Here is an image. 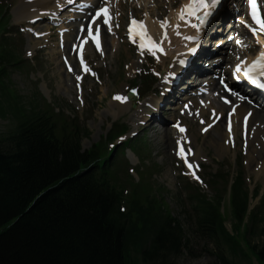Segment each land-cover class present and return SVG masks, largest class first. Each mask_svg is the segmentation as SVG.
Segmentation results:
<instances>
[{"label":"trees","instance_id":"16d2710c","mask_svg":"<svg viewBox=\"0 0 264 264\" xmlns=\"http://www.w3.org/2000/svg\"><path fill=\"white\" fill-rule=\"evenodd\" d=\"M19 66L11 40L0 38V115L15 120L13 130L0 135V264H176L191 252L161 190L142 176L125 195L107 141L84 151L88 131L77 120L36 96L22 104L8 86L9 72ZM213 184L216 199L189 196V223L195 237L214 245L216 264H236L228 253L247 258L238 240L249 197L237 178L232 233L221 212V178L214 176ZM255 220L252 214L249 221ZM257 253L264 259V250Z\"/></svg>","mask_w":264,"mask_h":264},{"label":"rangeland","instance_id":"374dc122","mask_svg":"<svg viewBox=\"0 0 264 264\" xmlns=\"http://www.w3.org/2000/svg\"><path fill=\"white\" fill-rule=\"evenodd\" d=\"M150 1L125 0V3L122 5L121 20L119 22L121 29L118 30L117 36H111L113 41H110V44H114L115 49H119L113 51L112 49H106L107 56H104L105 54L103 55L100 50L88 51L87 55L92 64L94 75L89 74L85 79L83 95L79 96L75 89V77L65 74V69L60 65L58 54L56 53L60 42L58 30L62 29L64 25L39 24L38 26L42 28H45L46 25L51 26L53 30L49 32L48 41L47 39L45 41L44 38L37 40L33 38L32 31L28 32L26 27H24L27 24V20H21L23 13L21 14L19 8H23L24 3L26 4L25 0H0V3L5 6L3 11L6 17L3 19V23L8 24L4 37L13 39V48L20 55L21 60V67L10 72V87L22 98L24 104H27L34 94H40L48 103L54 105L56 109H63L65 114L77 116L82 125L89 131V135L82 140L84 150H88L108 138L116 124L124 126L127 129V137H131V133L133 132L132 136H136L137 133L140 135L138 138H142L141 142H143V146L145 145V149L137 151L133 148L134 154L128 147H120L116 151L118 155H116L115 161L122 164V177L125 179L126 176L129 177L132 174L131 178L134 182L139 181L144 168L147 170L152 169L151 176L148 174L150 182L162 187L165 203L168 205L173 216L181 222L183 228L189 234V238H191V252L186 251L176 264H216L217 262L213 255L212 245L205 244V241L193 238V235L191 236L190 225L186 216V212L190 211V207L185 202L189 193L194 191L193 188H198L197 184L203 185L205 189L200 193L208 194L210 197L215 196L213 191L207 189L203 180H205L206 184V182H210L212 175L220 172L222 174H231L234 178L241 171L244 175L243 178L247 192L254 193V195L257 194L256 199L251 203L250 211L258 213V217L254 223L247 224L246 221L245 224L252 231L248 235L250 243L252 246H256L258 251H262L264 250V177H259V172L253 170L254 163L251 162V159L249 160L247 137L246 146L248 153L245 151L240 136L231 143V146L230 144L226 146L228 142H225L222 147L220 132H223L222 126L224 123L221 125V128L214 127L208 133L200 134V126L197 121L194 122V120L187 117L186 121L190 125L188 135L194 139V144L189 139L192 150L194 147L199 149L197 150L196 157L200 158L202 156L204 160L202 163L204 169L201 167V173L197 174L200 179V176H202V182L197 177L190 176L187 171H185L186 173L184 172L182 165L178 162L175 136L170 131L167 134L165 132L167 129H163L164 126L158 123L156 127H151L144 134L140 133L145 128L140 127L137 129L143 109L146 111V114L151 112L149 109L145 110L143 102L153 99L156 94L145 92L141 82L136 83V81L140 78L141 71L149 69L150 66L152 69L150 73L156 77L153 89L160 96V78L157 76V72H163L164 67H162L163 63L157 62L153 55L148 54L145 56V59L141 58L140 51L131 47L126 42V25L129 18L133 16L144 20H150L152 16V19L158 20L159 23L165 21L171 12H175L186 0ZM116 10L119 12V7H116ZM44 31L45 29L41 32ZM69 35L71 39V34ZM115 37H118L117 40ZM156 38L160 39L158 36ZM247 41L251 52H254L257 46H260L258 43L250 42L249 39ZM177 47L178 50L176 52L179 53L183 51L185 46L181 44L180 46L177 45ZM176 59L174 57L172 61L176 62ZM232 59L236 58L230 56V60ZM142 61L143 65L141 64ZM168 62L169 59L167 58L165 66H168ZM134 68L138 71L141 69V73L137 72V75H133L132 71ZM134 86L142 87L144 98L138 97L135 101H128V107L126 108L115 102V98L118 95L126 96ZM177 97L178 95L175 94L169 108L175 104L174 102H176ZM217 104L219 105L220 103ZM162 111H164V115L162 113L164 119L177 113L171 109H164ZM225 111L227 112V107ZM198 119L203 120L201 118ZM181 122H184L183 118ZM14 124L15 120L11 114L7 118H2L0 115L1 134L10 131L14 127ZM180 125L182 126V123ZM206 125L203 129L206 128ZM152 128H154L153 132L151 131ZM250 145H253V143ZM253 155L255 157L262 156L261 151H257ZM129 169H134V172L128 175ZM223 197L225 199L222 210L226 212L227 227L231 230L234 222L231 208L229 207V191L224 193ZM184 203L185 205L183 206ZM242 235H244V232H242ZM242 235L239 238V243L241 249L247 255L246 261L228 253L229 259L238 264H264V259L244 240ZM205 248H207L206 251Z\"/></svg>","mask_w":264,"mask_h":264},{"label":"bare ground","instance_id":"6f19581e","mask_svg":"<svg viewBox=\"0 0 264 264\" xmlns=\"http://www.w3.org/2000/svg\"><path fill=\"white\" fill-rule=\"evenodd\" d=\"M94 1H95V3L97 2V0H94ZM25 2H26V4L24 3L23 8H19V11L21 12V14L23 13L22 17H21V20H24V21L27 20L26 22L30 25L35 18H40L41 19L43 17H53V15L56 14V12L58 11L59 6L62 7L63 5H66L67 0H25ZM92 2H93L92 0H87L86 4H90ZM124 2H125V0H116V2H115L116 6L119 7V14L121 13L120 12L121 5ZM77 12H79V10H77L75 7L71 8V9H68L67 11H65L61 15H59L57 20L63 19L65 22H68L67 18L75 20L76 18H78L81 15L85 14V13H80L78 15L74 14V13H77ZM57 20H55V21H57ZM210 20H211L210 27L207 28V29H204L202 31V35L201 36H198L200 31L198 33L195 32V28H193L191 26L182 25L180 20H179V16H178L177 12L175 14V12L172 11L171 12V16L166 20V21H168L170 23L169 27H166V30L157 21L153 20L151 25H149L146 22V24L149 25L148 27L150 29L148 35L152 36L160 44V46H162L165 49V55L171 56V64L168 66V68H166V70L164 71L163 76H162V81H161L162 85L161 86L163 88L166 86L165 82L167 80H171L172 75L179 70L178 66H179V64H182L181 61L184 58H187V57H189L191 55L190 52H189V49H190V46L192 44L189 43L188 41H186V39L184 37L185 36H197L198 39L203 38V36L206 33V31L208 33L209 29L213 30V29L216 28V24L218 22L217 19L216 18H214V19L212 18ZM194 24H196V22ZM177 25H179L178 28H177ZM234 27H235V25L233 26V29H234ZM95 28H98V29H100L102 31L101 32V37H100V42H101V47L103 49H110V50L112 49V51L113 50H118V48L117 49L114 48V46H113L114 44H110V41H113V40H110V38L105 35L106 34L105 31L103 30L102 26L99 23L96 24ZM177 30H181L182 36H178L175 39V41H173L174 36H175L174 33ZM165 31H167V34H168V36H167L168 38L167 39H163V34L165 33ZM39 33H44V32L40 31ZM76 34H77V30H76ZM172 34H174V35H172ZM68 36L70 38V35H68ZM157 36L160 37V39H157L156 38ZM71 37H72V33H71ZM178 38H179V42L180 43L178 42ZM61 40L62 41L64 40V35L61 36ZM222 40L223 39L217 38V40L214 42V44H216V45L222 44L223 43ZM228 41L229 40H227V43H229ZM145 43H147V41H145L144 43H141V44L145 45ZM181 44L183 46H185V47H184L182 52L178 53V52H176L178 50L177 45L180 46ZM94 46H96L95 45V41L89 42L88 46L84 49L83 54L85 55L88 52V50H90V48L93 49ZM261 47L264 50V40H263V42L261 44ZM147 48H148V50L150 52L155 53L158 57H160L163 60L164 57L161 56V54L159 52H157L156 49H153V48H151L148 45H147ZM59 53L61 55H63L62 52L59 51ZM69 54L70 53L68 52V55ZM191 56H193V55H191ZM174 57L177 58L176 62L172 61ZM198 58L199 57L197 56L196 60ZM218 60H219V58H215V59L213 58V60H211L209 63H216ZM205 68L206 67H200V68H198V67L194 68L193 67L192 68V72H193L194 75H198ZM216 68H219V67H216ZM182 69L183 68H181L180 71H182ZM74 70L76 71V69H74ZM132 72H133V75H136L138 70L134 68V70ZM192 72L188 71V73H192ZM214 72L217 73L218 71H215V70L211 71L210 70L207 73L212 76L214 74ZM65 74L69 76L68 73H65ZM186 76L187 75L184 74L181 77V82L179 84L175 85V87L172 89L171 93L175 92L176 94H178V92L184 86V83L186 81ZM204 78H207V77L205 76ZM203 81L204 80H202V81L200 80L201 83ZM206 81H208L207 84L205 83ZM206 81L202 83L203 86L201 85V87H204V88H206L208 90L207 95L204 96L202 94L194 92L193 93L194 96H191L193 94H189L190 91L188 90V92L186 94H184L182 96V99L179 101V103H181V106L183 105L181 110H183L186 107H188V109L190 110L189 113L192 116V118H191L192 120L201 121L200 119H198V118H201L204 121H206L207 125H206L205 129H210L213 126H216V128H221V125L224 123L225 126L223 125V129L225 128L224 129L225 132L224 131L220 132V135H221L222 140H223L222 141L220 139V143H221L222 147H223V144L225 142H229V140L232 137H234L236 134H238L239 131L243 130V126H244L243 119L245 117H249L250 119H249V122L247 123V130L249 131L250 128L252 129V132L247 137V141H248V144H249V160L251 159V162L254 163L253 164V170L259 172L258 176L259 177H264V144H263L264 143V114L255 112V114L253 115L251 107L245 105V103L238 104L237 101H235L234 104H237L238 107L236 109V112L230 117V120H231L230 122H231L232 127H233V132H232L233 134H232V136L228 135V133L226 132V126H227L228 118H227V116L225 118L224 113H226V111H225L226 107H227V110H228L229 106L226 105V104H223L220 101V97H219L220 90L218 89L214 79L209 78V75H208V78L206 79ZM195 84H197V83H195ZM188 89H189V86H188ZM189 96H191V97H189ZM172 98H174V95H171L170 98H167L166 100L160 102L158 105L159 106H163L166 102H170V100ZM197 98L198 99L199 98H204L205 100H207L208 103H213L214 106H211L210 110L207 111L205 109V105L204 106H202V105L200 106V105H198V104H196L194 102V100H196ZM227 99H229V101L231 102L230 103L231 105H234V104H232V98H227ZM123 102H121V103L119 102V104L121 106H123L124 108L128 107V104L125 105V104H123ZM217 103H220V104L218 105ZM153 112H154V114L152 116L150 115L148 118H144L145 112H144V114L142 112V115L140 116V119L142 121H144V124L147 125L148 127H156L157 124L155 122H160V123H161V121L164 122V120L162 119V112H161L160 108H157V110H155ZM208 112H210V113H208ZM193 116H195L197 118H194ZM159 117H160V119H159ZM208 118H210V119H208ZM180 119L182 120V117ZM181 123H182V126L180 125ZM174 124H177V127L184 128V129L186 128L187 129V124H186L185 121L184 122H181V121L172 122V125H174ZM163 129L165 130L166 128H163ZM167 130H165V132H167V134H168ZM176 131L178 133V129ZM178 137H179L178 143H182V144L185 143L187 146L190 147L191 151H195L197 153V150H199V149H196L194 147V149L192 150V145H191L189 139L185 138V136H182V135H179ZM192 143L194 144V139L193 138H192ZM251 143H253V145H250ZM257 151H261V155H262L261 157H255L253 155Z\"/></svg>","mask_w":264,"mask_h":264},{"label":"snow or ice","instance_id":"6c2138e0","mask_svg":"<svg viewBox=\"0 0 264 264\" xmlns=\"http://www.w3.org/2000/svg\"><path fill=\"white\" fill-rule=\"evenodd\" d=\"M221 3V0H191L189 4H186L178 13L179 19L181 20H187L190 23L191 17H195L199 23L192 24L191 27L196 28L197 30L200 29L202 25H204L208 19L213 15V10ZM249 9H250V15L251 19L255 21V24L258 25V27H254L252 24L247 23L245 21L247 27H249L253 33H255L258 37L261 33H264V8L260 5V0H248ZM103 17V23L108 25V31H111V21L108 19L109 17V9L108 8H100L96 12V16L93 19V24H95L99 18ZM161 26L166 29L167 27V21H162ZM179 25H177V28ZM132 32L133 34H138L141 36L142 39L147 41V44L150 45L153 49L159 48L160 44L154 43L152 41V38L148 35L147 30L143 22L136 21L133 19L132 21ZM179 35V33H177ZM87 36L92 40L95 41V45L97 48L101 47V42L99 38V29L98 28H90L87 31ZM164 38L167 39V31L164 33ZM186 40H197V36H185ZM237 43H241V41H237ZM143 46V45H142ZM102 50V49H101ZM162 50V49H161ZM190 52H195V48H190ZM31 55V53H29ZM81 63H83V55H81ZM183 63V61H181ZM247 61H244L242 64L237 66L236 71L238 72H244L247 77L252 80L254 83H258L257 74L264 76V51H262L258 58L251 63L249 67L245 70V65L247 64ZM84 68L86 71H91L90 68H88L87 64H84ZM81 79L79 76L77 77V80ZM261 87H264V83H260ZM117 100H126V97L123 96H117ZM181 132H184V128H180ZM185 149L183 145L180 146V154L183 157L184 156ZM191 167V165H190ZM199 180L200 178L197 177Z\"/></svg>","mask_w":264,"mask_h":264}]
</instances>
